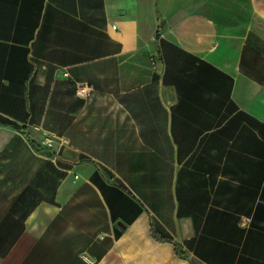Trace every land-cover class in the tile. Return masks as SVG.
Segmentation results:
<instances>
[{"label": "crops", "instance_id": "crops-1", "mask_svg": "<svg viewBox=\"0 0 264 264\" xmlns=\"http://www.w3.org/2000/svg\"><path fill=\"white\" fill-rule=\"evenodd\" d=\"M0 264H264V0H0Z\"/></svg>", "mask_w": 264, "mask_h": 264}, {"label": "built area", "instance_id": "built-area-1", "mask_svg": "<svg viewBox=\"0 0 264 264\" xmlns=\"http://www.w3.org/2000/svg\"><path fill=\"white\" fill-rule=\"evenodd\" d=\"M92 92V89L87 84H78L77 87V94L80 97L88 98L90 96V93Z\"/></svg>", "mask_w": 264, "mask_h": 264}]
</instances>
